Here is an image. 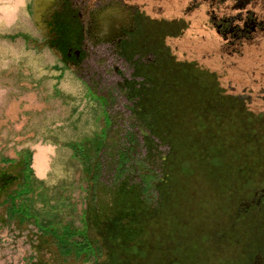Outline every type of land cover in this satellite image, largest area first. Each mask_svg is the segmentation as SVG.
I'll use <instances>...</instances> for the list:
<instances>
[{"label":"rangeland","instance_id":"374dc122","mask_svg":"<svg viewBox=\"0 0 264 264\" xmlns=\"http://www.w3.org/2000/svg\"><path fill=\"white\" fill-rule=\"evenodd\" d=\"M25 3L0 0L6 14L2 18L0 10V39L17 52L0 54V110L15 111L20 125L29 123L33 146H50L55 175L48 187L34 184L41 200L48 193L73 195L78 214L67 213L65 219L72 226L79 225L76 215L87 223L96 212L104 223L114 214L118 223L126 213L125 221L133 225L125 229L139 234L136 242H126L116 226L110 237L115 264L127 257L130 264H216L223 254L218 239L224 225L240 201L264 186V52L236 55L217 50V42L216 49H207L199 27L158 17L150 22L146 48L84 54L77 72L88 81H22L28 48H36L24 36L26 27L34 28ZM62 86L89 93L74 100ZM79 106L85 109L82 122L67 126ZM60 131L70 140L53 143ZM66 141L74 151L100 141L107 170L101 179L127 183L129 191L100 187L95 205L87 202L88 212L82 210L85 183ZM46 227L57 237L67 230L57 220ZM93 234L103 237L98 227ZM72 244L78 247L77 241Z\"/></svg>","mask_w":264,"mask_h":264},{"label":"flooded vegetation","instance_id":"af4514ba","mask_svg":"<svg viewBox=\"0 0 264 264\" xmlns=\"http://www.w3.org/2000/svg\"><path fill=\"white\" fill-rule=\"evenodd\" d=\"M25 2L34 24L24 29L26 41L35 43L36 50L49 51L66 67L80 68L86 53L146 48L150 22L158 17L199 27L207 49H216L217 42V50L236 55L264 52V0ZM223 229L218 239L223 254L216 264H264V186L238 203Z\"/></svg>","mask_w":264,"mask_h":264},{"label":"crops","instance_id":"0c3cea01","mask_svg":"<svg viewBox=\"0 0 264 264\" xmlns=\"http://www.w3.org/2000/svg\"><path fill=\"white\" fill-rule=\"evenodd\" d=\"M4 6L2 5L0 10L2 18L6 19V14L3 10ZM8 49H10L12 55L17 54L7 40L0 39V54H6ZM28 50L26 55L28 56V61L25 62L23 68H20L22 81H50L48 84L51 85L55 84L54 81H88L87 78L77 72L80 68L66 67L60 61H53V55L49 51L31 50V45ZM35 58L41 59L43 62L36 65L35 62L31 61ZM14 72L18 74L19 68L17 66L14 68ZM61 88L64 91L66 90L65 92L73 97L74 100H80L81 96L89 93L87 89L85 93L80 94V92L74 93L71 90H67L64 86ZM89 97L87 98L88 100ZM89 102L93 103L91 97ZM86 103L87 100L84 97V105ZM13 112L14 114L11 111L0 110V264H96V262H98L97 264H115L111 251L113 245L107 238L106 221L104 223H100L102 222L101 220L98 222L96 212L94 213L95 216L90 217L88 227L87 223L81 222L80 216H78V226H72L68 220H65L68 215L64 213H61L62 219L58 220L60 226H64L68 230H77L79 233H83L84 236L87 234L89 238L69 239V237H65V233H60V237H57L54 236L51 229H47L46 225L50 223V220H55L54 201L41 200L42 192L36 189L34 184L38 183L46 186L50 177L55 174L51 167L50 159H48L47 168L42 176L36 172L33 166L34 153L35 146L40 143L34 146L31 144L29 123H26V126L25 124L20 125L18 115L15 111ZM84 113L85 109L79 106L72 119L68 116L67 126L73 123H81ZM89 126H91V123ZM50 132L54 134L55 129H51ZM60 134L62 136L57 138V140L54 138L53 143H65V140H70L64 136L63 131H60ZM25 154L29 155L28 160ZM68 195L66 194V196ZM53 196L48 193L46 198H52ZM35 217L40 218V227ZM125 224L128 229L129 226L133 225L128 221ZM102 226L104 227L101 228ZM97 227L103 237L93 234ZM128 233L132 236L130 238L131 242H136L139 233L136 234L133 231ZM85 239H88L90 244L95 247V252L99 248L98 254L87 256L84 253V248L81 247L86 243ZM74 241L78 242L79 247L73 246L72 243ZM143 241L144 245L140 243V246L144 247L147 241L146 236ZM167 254L168 251L166 249L164 255ZM134 256L139 262L147 261L137 254H133ZM148 260L150 261L149 256ZM122 262L123 264H130V262L125 260H122Z\"/></svg>","mask_w":264,"mask_h":264},{"label":"trees","instance_id":"16d2710c","mask_svg":"<svg viewBox=\"0 0 264 264\" xmlns=\"http://www.w3.org/2000/svg\"><path fill=\"white\" fill-rule=\"evenodd\" d=\"M96 142V141H95ZM71 143V142H70ZM70 143H66L72 150L71 154L69 157H71V159L74 160L75 162V166L79 167L80 168V175H79V181H83L85 183V190H86V197L84 198V204L82 206V210L85 208V211L88 212L87 210V202L90 204H93L95 205V202L97 201V192L99 190L100 187H103L104 189H106L107 191H111V190H116V189H122L126 192L129 191V187L130 185H128L127 183H121V182H116L117 184H115V181H113L112 183L110 184H107L106 182H104L102 179H101V176H102V172H103V162L100 160V157H99V153L101 151V142L99 141V145L94 144L93 147H90L89 144L87 143L86 145V148L84 147L83 149L81 150H76L74 151L70 145ZM123 152V151H122ZM119 156V155H118ZM120 157V156H119ZM124 155H122V159L119 160L118 164H120V167L122 166V164L125 162V159H124ZM127 159V158H126ZM117 164V166H118ZM105 171L106 168L104 169ZM116 170V169H115ZM123 171L121 170L120 171V175L121 176V173ZM103 177V176H102ZM118 179V178H117ZM80 181V182H81ZM118 181V180H117ZM71 182L70 181L68 183V187L70 188L71 190ZM70 190H68L70 192ZM59 191V190H58ZM63 191H66V189H64ZM60 192V191H59ZM57 192V193H59ZM62 192V191H61ZM67 192H65V194L61 193V194H58V195H54L52 198H43L44 201H54V218L55 220H60L62 219L61 217V213H64L65 215L68 213L70 216H73L74 214H78L76 213L77 211V207L75 206L74 202L72 201V197L70 196H66ZM68 198V199H67ZM69 198H71V200H69ZM69 200V202H68ZM58 203H62L60 205V207L58 206ZM83 211H80L79 213H81ZM89 214V213H88ZM76 216H79V215H76ZM124 216H127V214H123V217L122 219L124 221L122 222H118L117 225H116V222H115V216L113 214V216L109 217L107 220H106V233H107V238L108 240L110 241V237H112L113 233H114V230H115V225L119 227V231L122 232V236H123V239L129 242H131V235L127 232V230L125 229L126 228V224L125 222V217ZM82 221V219H81ZM83 222V221H82ZM88 222L89 220H87V227H88ZM86 223V222H85ZM124 232V233H123ZM65 237H69V239H74V238H81V239H84L83 237H86V238H89V236L86 234L84 236L83 233H79L77 230H73V229H67L66 232H65ZM85 244H83L81 248H84L86 250H88L89 252H87V256H90L92 255V251H91V246H90V242L88 239H85ZM79 247V246H78ZM98 250L99 248H97V252H95L96 254H98ZM100 251V250H99ZM126 261V259H123ZM97 261V259H96ZM98 262H96L97 264Z\"/></svg>","mask_w":264,"mask_h":264},{"label":"bare ground","instance_id":"6f19581e","mask_svg":"<svg viewBox=\"0 0 264 264\" xmlns=\"http://www.w3.org/2000/svg\"><path fill=\"white\" fill-rule=\"evenodd\" d=\"M50 146L46 144H37L35 146L33 166L36 172L42 176L47 168L48 159H50Z\"/></svg>","mask_w":264,"mask_h":264},{"label":"water","instance_id":"95a60500","mask_svg":"<svg viewBox=\"0 0 264 264\" xmlns=\"http://www.w3.org/2000/svg\"><path fill=\"white\" fill-rule=\"evenodd\" d=\"M255 200L254 199H252L250 202H254ZM246 206H248L249 205V202H246V203H244Z\"/></svg>","mask_w":264,"mask_h":264}]
</instances>
